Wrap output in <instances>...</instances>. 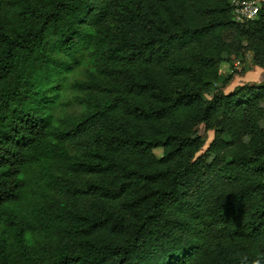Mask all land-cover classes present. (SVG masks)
Returning a JSON list of instances; mask_svg holds the SVG:
<instances>
[{"label":"trees","instance_id":"16d2710c","mask_svg":"<svg viewBox=\"0 0 264 264\" xmlns=\"http://www.w3.org/2000/svg\"><path fill=\"white\" fill-rule=\"evenodd\" d=\"M233 1L0 0V264H264V82L212 93L264 70Z\"/></svg>","mask_w":264,"mask_h":264},{"label":"rangeland","instance_id":"374dc122","mask_svg":"<svg viewBox=\"0 0 264 264\" xmlns=\"http://www.w3.org/2000/svg\"><path fill=\"white\" fill-rule=\"evenodd\" d=\"M261 1L262 0H256V6L259 7ZM221 76L222 80L215 85L212 93H215L218 90H222L224 93H231L244 84L259 85L261 82H264V70L253 64L251 54H246L245 56L239 58L237 61H235L233 66H230L226 63L223 64L221 66ZM228 77H231L228 84L223 85L222 81ZM207 98L210 97L207 96ZM198 131L203 136V138L206 139L205 148H207L213 139V132L205 131L203 126H200ZM154 152L156 157H161V149H156Z\"/></svg>","mask_w":264,"mask_h":264},{"label":"built area","instance_id":"2783aa9c","mask_svg":"<svg viewBox=\"0 0 264 264\" xmlns=\"http://www.w3.org/2000/svg\"><path fill=\"white\" fill-rule=\"evenodd\" d=\"M233 5L235 6V16L237 13V20L243 19H255L258 14V6H256L255 1H233Z\"/></svg>","mask_w":264,"mask_h":264}]
</instances>
